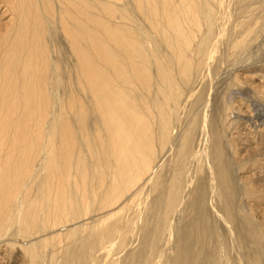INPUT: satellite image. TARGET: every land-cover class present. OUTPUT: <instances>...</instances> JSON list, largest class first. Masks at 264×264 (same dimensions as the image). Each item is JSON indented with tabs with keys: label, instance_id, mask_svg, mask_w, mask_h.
Here are the masks:
<instances>
[{
	"label": "bare ground",
	"instance_id": "1",
	"mask_svg": "<svg viewBox=\"0 0 264 264\" xmlns=\"http://www.w3.org/2000/svg\"><path fill=\"white\" fill-rule=\"evenodd\" d=\"M52 1L62 5L59 24L76 58V91L83 92L68 87L58 108L61 79L43 14H53ZM132 1L146 22L142 37L136 31L142 20L128 14L126 26L120 21L126 9L113 0H6L17 36L2 42L9 47L0 64V248L18 239L24 264H115L111 256L125 249V232L110 221L140 200L137 219L156 213L153 244L120 264H264V221L242 202L241 193L253 189L242 187L231 160L235 141L248 136L236 130L235 72L264 62L256 53L264 0H237L235 29L214 14L218 0ZM214 26L221 36L200 38L202 28L211 35ZM218 70L230 92L220 102ZM197 77L189 102L196 108L181 122L178 96ZM255 89L244 121L262 133L264 102ZM87 92L89 105L82 99ZM69 111L76 116L71 123ZM168 154L160 185L154 168ZM11 228L17 238L5 240Z\"/></svg>",
	"mask_w": 264,
	"mask_h": 264
},
{
	"label": "rangeland",
	"instance_id": "2",
	"mask_svg": "<svg viewBox=\"0 0 264 264\" xmlns=\"http://www.w3.org/2000/svg\"><path fill=\"white\" fill-rule=\"evenodd\" d=\"M113 2L116 6L119 7V9H122V10H123V8L126 9V12L124 11V15H123L124 19L120 20V21H122V23L125 24L127 22L126 19L128 18L127 17L128 14L131 16V18H132V16H135V18H137L139 21L142 20V23L139 22V24L136 28V31L140 37L145 36V30L144 29L146 27V22L144 21L145 22L144 23L143 17L140 16L139 13L134 10V6H133L134 2L132 0H113ZM206 2L207 1H205V0H201L200 5L204 6L206 4ZM217 3L213 6V8H214L213 12H214V14H217L218 19L222 18L227 23L229 20L230 22L228 24L227 23L226 24H227L228 28H230V29L238 28L239 23H237L236 14H235V5L237 3V0H218ZM51 4H53V8H55L53 14H50L51 16L47 13H43V14L48 19L49 28H50L49 32L46 33L47 34L46 43L50 46V48L52 50L54 49L51 53V56H50L51 64H53V63L57 64L58 63V66H57L58 72H59L58 75L60 77L58 79H61V80H58L57 92H56V94L59 98V101L57 100V108H58V106L64 104V102H65L64 97H66L65 95L68 93L70 86H72L73 89L76 88L74 90V92L76 90H78L77 88L79 86H77V78H75V67L77 64L76 58H74L75 56L72 54V51L70 50L71 48L69 49V44L65 40L67 38L64 35H62V30H61V27L59 24L58 15L61 12L62 5L60 3H58L57 1H52ZM0 5H2V7H0V40H1L0 41V49L1 48L5 49L4 46L7 47L8 45L3 46V44H5V43H2V42H6V44H8L7 42L10 39V41H9V44H10L12 42V39H14L12 42V43H14L15 42L14 37H16L17 35L11 34L12 32L9 30V28L13 27V24H14V22H10L11 20H9V18L11 17V13H13L12 12V6L7 5L6 0H0ZM209 5H211V4H209ZM6 10H7V12H6ZM215 12H218V13H215ZM2 13H3V15H2ZM51 18L53 19V21ZM110 19L115 20L114 17H111ZM230 19L232 21L233 20H235V21L231 22ZM127 25L128 24L126 23V26ZM229 25H231V26L229 27ZM123 27H125V25ZM263 27H262V29H263ZM57 28H60V29H57ZM212 29H213L212 34L207 35V33H205L206 29L204 30V28H202V32L200 33V36H201L200 38H202L204 36L205 37H208V36L209 37H217L218 35L221 36L220 32H218L219 30H216V29H218V27L214 26ZM260 32H261L260 33V35H261L260 39H259V41L258 40L256 41V43L259 47H257V48L255 47L257 50L258 49L259 50L256 51V49L255 48L254 49H255L256 53L258 52L259 55H261V57L264 58V30H262ZM9 34H11V35H9ZM43 34H45V32H43ZM64 37H65V39H64ZM1 46H3V47H1ZM8 47L5 50L0 51V64L2 63V59H1L2 54H4V52L8 49ZM220 48H221V46H220ZM112 51L113 50H110L108 52L109 53V55H108L109 59L108 60H110V58H112V60L114 59V52H112ZM253 56H255V55H253ZM72 63L74 66L72 65ZM113 63H111V65H112V66H110V67H112L111 69L109 66H107L111 72L113 71V69H115V66H113L114 65ZM227 64L223 65V67H221V68L223 69V68L227 67L226 66ZM251 65H253V64H251ZM259 65H261V66H259ZM259 65H257L258 67L253 66V69L236 70V72H235V73L239 74V77L241 79V83L237 87H234V90L231 92L232 93L231 96L233 97L232 101H234L233 104H234L235 110H236L235 112H236V115L238 116L236 118L240 120L238 122V125H237L238 128L236 130H240V132L246 133V134H248V136L247 137L245 136L243 139L239 138L238 144L235 141L234 149H236V154H235V156H233V159H231V160L234 164L233 168L236 172V176H239L243 179L240 183L242 185V187H250L251 189H253V193L250 195H245V194L241 193L240 197H241L242 202L245 205L250 206L251 209H254L255 215L258 217V219H262V221H264V132L258 133V132H256V130H253V127H251V125H248V122H245L246 119L244 118V116H250V114L253 112L252 111V108H253L252 104H256L253 101H251V99L253 98L255 91H256L255 88L262 91L261 97H259V98L262 102H264V89L260 88L261 86H264V62L259 63ZM101 66L106 67L105 64H103ZM101 66L99 64H97V66H96V64H95L96 70H97V67L99 70H100V68H103ZM213 66H214V64H213ZM72 69L74 72L72 71ZM69 70H71V72ZM68 72H70V73H68ZM220 72L221 71L217 72L218 75H216V77L214 76L215 78L213 79L214 80L213 83H215V85H216V86H214V89L217 90L216 95H218L217 96L218 99L216 100L217 102H220L219 99L221 98L223 93H226V94L230 93L229 90L226 89L227 81L229 79H226L225 76ZM0 73H1L0 76L4 73V70L2 69V67L0 68ZM219 73H220V75H219ZM68 79L70 81H68ZM197 81H198V77L196 79H194V81L188 86V88L183 89L184 90L183 93L180 96H178V100H177V102L179 104L178 105L179 106L178 113L180 115V121L181 122H183V120L186 117H188L190 113L194 112V109L196 108V105L193 106L189 102L194 98L195 91L193 89L195 88ZM68 82H70V83H68ZM114 88L116 89V87H114V86H113V88H111V92H113L114 99H116V96H117L119 102L122 101L121 104L124 105V101L118 96V94H117V92H115ZM238 91L243 93L242 97L239 94H237ZM75 93H77V91ZM77 94L83 95L82 90L79 89ZM87 95H90L92 97L91 93L90 94H88V92L85 93V95L82 99L84 100V98H85L86 101L84 100V102L86 104L88 103V99L90 97ZM91 102H92V98H91ZM89 104H91V103H88L87 105H89ZM90 107L93 108L92 105H90ZM70 112L71 111H69V113H68L69 115L67 114V119H68V121H70L69 118H71V120L73 119L72 121H70V123H71L74 121V118L76 116L74 115L73 112H71V113ZM91 112H92V115L90 113V117L88 118V120H86V123L88 124L89 127L91 126L90 124L92 123L91 119L93 120V118L95 117V112H94V115H93V111H91ZM71 115H72V117H71ZM114 122H116V121H114ZM243 127H244V129H242ZM263 131H264V129H263ZM235 135H236V132H233V136H235ZM0 142H2V143L4 142L3 138L1 136H0ZM169 156H170V154L164 155L160 160V164L157 165V167L155 166V168H154V170L160 171L159 175H158L159 176L158 182L160 183V185L162 183L163 184L165 183L164 181L166 180L167 175H168V173H166V172H168L167 168L161 167V163L163 160V163H164L163 165H166V163H167L166 160H168L167 158H169ZM159 169H161V170H159ZM160 178H161V180H160ZM201 178H202L201 173H198L196 175V177L194 178V182L191 184V186H194V188H195L197 186V184L199 185L201 183ZM153 196H154V194L150 195V201L154 198ZM139 203L133 204V206L131 207L130 210H127L124 212H119V214H117L116 217H113L111 219L112 222L110 221L111 225H114L116 223L113 226V228H115L116 230H120V231L124 230L125 235H126V236L124 235V237H123L124 243L126 245L125 249L124 248H123L124 250L120 249V252H119V250H117L118 251L117 254L116 255L112 254V256H111L112 259L117 260V262H114L115 264H120V263H123V261H125L127 259L128 260L131 259V258H128V255L131 254V252H135L136 255L142 254L143 251H145V249H148L153 244V238L152 237L154 236V231H155L154 226L156 223V217H155L156 213H155L154 209H152L150 211V213L147 214L148 217L146 215H142L141 216L142 219L141 218L137 219L136 213H135L137 209H135V208H138V211L141 210L140 200H139ZM132 212H133V214H132ZM258 212H260V213H258ZM133 216H135V217H133ZM119 218H120V222H118ZM127 219H128V221L126 223L125 220H127ZM140 220H141V222H140ZM123 222H125V223H123ZM153 224H154V226H152ZM122 225H124V228L122 227L123 229H121V227H120ZM127 225H129V226H127ZM126 226L128 229L126 228ZM8 231L9 232L7 233V235L4 236L5 240H6V238L11 239V237L14 239L17 238V236L15 235L14 228H11ZM126 231H127V234H126ZM149 231H150V233H149ZM18 242H19L18 239L12 240V242H11L12 247L0 248L2 250V251L0 250L1 251L0 256H4V259L0 260V264H2V263L3 264H17V263L18 264H24L23 258L19 255ZM1 244H3V243H1ZM16 244H17V246H15ZM99 256L101 258L103 256L102 253H99ZM136 259L137 258L134 257L132 263H134V261Z\"/></svg>",
	"mask_w": 264,
	"mask_h": 264
}]
</instances>
